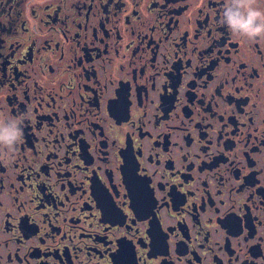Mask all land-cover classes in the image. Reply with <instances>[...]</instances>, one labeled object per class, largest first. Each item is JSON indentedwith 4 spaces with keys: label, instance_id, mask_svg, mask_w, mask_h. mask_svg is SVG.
I'll return each instance as SVG.
<instances>
[{
    "label": "flooded vegetation",
    "instance_id": "af4514ba",
    "mask_svg": "<svg viewBox=\"0 0 264 264\" xmlns=\"http://www.w3.org/2000/svg\"><path fill=\"white\" fill-rule=\"evenodd\" d=\"M227 3L0 0V264H264V36Z\"/></svg>",
    "mask_w": 264,
    "mask_h": 264
},
{
    "label": "clouds",
    "instance_id": "9594fccd",
    "mask_svg": "<svg viewBox=\"0 0 264 264\" xmlns=\"http://www.w3.org/2000/svg\"><path fill=\"white\" fill-rule=\"evenodd\" d=\"M255 0H228L223 11V23L233 32L250 40L264 36V12L253 7ZM19 119L0 120V146L13 147L22 140ZM7 155V153H4Z\"/></svg>",
    "mask_w": 264,
    "mask_h": 264
}]
</instances>
